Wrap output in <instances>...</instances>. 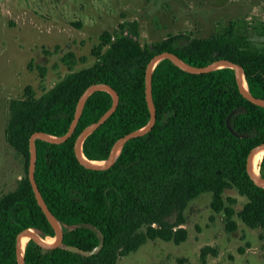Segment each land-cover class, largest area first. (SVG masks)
Instances as JSON below:
<instances>
[{"label":"trees","instance_id":"1","mask_svg":"<svg viewBox=\"0 0 264 264\" xmlns=\"http://www.w3.org/2000/svg\"><path fill=\"white\" fill-rule=\"evenodd\" d=\"M117 33L99 36L90 67L73 70L77 57L63 56L72 70L39 98L33 94L10 102L6 138L25 160L26 175L13 191L0 198V264H18L17 235L39 230L54 238L56 232L39 206L28 177L30 137L35 132L63 136L74 119L78 101L88 86L106 83L120 97L116 111L89 135L84 155L104 161L114 143L144 128L151 115L146 101V68L159 53L173 52L191 66L202 67L218 59L242 66L252 95L264 98V50L239 36L233 28L207 38L172 36L153 45L139 41L138 22L121 24ZM186 40V41H184ZM44 74L46 68H42ZM29 88V92H30ZM156 123L146 135L129 140L114 165L107 170L83 166L75 155L78 135L112 106L109 92L90 95L76 130L62 144L36 140L35 177L40 192L64 230V245L93 250L92 256L64 247L44 250L29 241L26 264H117L121 256L148 239L177 244L187 239L184 210L204 193L212 194L211 207L226 216L227 230H236L237 215L250 228L264 232V188L247 173L251 149L264 142V107L240 92L234 70L223 67L193 74L169 59L160 61L152 76ZM231 126L243 137L235 136ZM264 177V157L260 163ZM236 188L247 201L239 211L238 200L225 197ZM264 235V234H263ZM211 251L203 249V254Z\"/></svg>","mask_w":264,"mask_h":264},{"label":"rangeland","instance_id":"2","mask_svg":"<svg viewBox=\"0 0 264 264\" xmlns=\"http://www.w3.org/2000/svg\"><path fill=\"white\" fill-rule=\"evenodd\" d=\"M134 21L144 47L176 35L180 41L207 38L231 27L264 50V0H0V198L26 175L24 158L6 138L10 102L53 88L72 71L63 61L68 52L78 59L73 70L90 67L100 34ZM225 197L238 200L236 211L247 201L236 188ZM211 201L212 194L204 193L185 208V241L148 239L117 264H264L262 228L235 215L237 228L228 231L225 214L216 213ZM206 247L211 251L203 254Z\"/></svg>","mask_w":264,"mask_h":264},{"label":"water","instance_id":"3","mask_svg":"<svg viewBox=\"0 0 264 264\" xmlns=\"http://www.w3.org/2000/svg\"><path fill=\"white\" fill-rule=\"evenodd\" d=\"M164 59H169L179 68H181V69H183L189 73H193V74L207 73V72H210V71H213L216 69H220L223 67L232 68L234 70L236 82H237V85H238V88H239L241 94L246 99H248L250 102H252L258 106L264 107V98L256 97V96L252 95L249 91L248 85H246V87H245V85L243 83V78L245 79V73H244L242 66H240L239 64H237L231 60H227V59H218V60L211 62L210 64H208L206 66L197 67V66H191V65L185 63L183 60H181L179 58L178 55H176L173 52H168V51L162 52V53L156 54L150 60V62L147 65V68H146V76H145L146 101H147L149 111H150V115H151V119H150L148 125L145 126L144 128L134 130V131L124 135L123 137L119 138L114 143V145L112 146L110 153H109V156L107 157L106 160H104V161H92V160H89L84 155L83 144H84L86 138L89 135H91L94 131H96L99 127H101L106 122V120L116 111L117 106L119 105V102H120V97H119L118 92L115 89H113L109 84H106V83L91 84L90 86H88L86 88V90L81 95V97L78 101L77 107H76L74 119H73V121L69 127V130L63 136H53V135H50V134H47L44 132H35L30 137V163H29V168H28V177H29L30 183L32 185L36 200H37L39 206L42 208L47 219L51 223L52 227L54 228L56 235L54 237L55 241L53 243H50L48 241H45L41 236H39L37 234L36 230H34V229H25V230L21 231L17 235V242H16V252H17L18 264H26L25 255H24L25 250L23 251V249H22L24 239H27V243L29 241L35 242L38 246H40L44 250H52V249H55L58 247H64V248H66L72 252H77V253H80V254L85 255V256H92V255L96 254L103 247V245H104L103 239L101 240V242L98 246H96L93 250H90V251L83 250L77 246L64 245L63 227H62L61 223L59 222V220L55 217V215L49 209L47 203L45 202V200H44V198L40 192L39 186H38L37 181H36V177H35V171H36V165H37L36 140H42V141H46V142L53 143V144H62L64 142H66L74 134L76 127L78 125V122H79L81 115L83 113L86 102H87L88 98L90 97V95L96 91L109 92L113 98L112 106L100 117V119L98 121L87 126L78 135V137L75 141L74 150H75V155H76L77 159L79 160V162L88 169L107 170V169L111 168L114 165V163L116 162L118 156L120 155V152H121L123 146L129 140L143 136V135H146L147 133H149L153 129V127L156 123V107L154 104L153 93H152V76H153V72H154V69L157 66V64ZM245 81H246V79H245ZM246 84H247V82H246ZM238 111H239L238 109H234L229 114V116L226 120V124H227L228 129L235 136L243 137L244 134H239L238 132H236L230 123L231 116ZM260 150H264V142H261V143L255 145L251 149V151L247 157L246 169H247L248 175L253 180V182L257 186L264 188V177L261 175V172L259 175H256L254 170H253L254 158H255L257 152H259ZM37 231H39V230H37Z\"/></svg>","mask_w":264,"mask_h":264},{"label":"bare ground","instance_id":"4","mask_svg":"<svg viewBox=\"0 0 264 264\" xmlns=\"http://www.w3.org/2000/svg\"><path fill=\"white\" fill-rule=\"evenodd\" d=\"M243 83L246 87V81L245 79L243 78ZM264 157V150H260L259 152H257L255 158H254V161H253V170L255 172L256 175H259L260 174V163L262 161ZM39 236H41L45 241H48L50 243H53L55 241V238H44L42 235H40L39 233H37ZM27 245V239H24L23 240V246H22V249L23 251L25 250V247Z\"/></svg>","mask_w":264,"mask_h":264}]
</instances>
